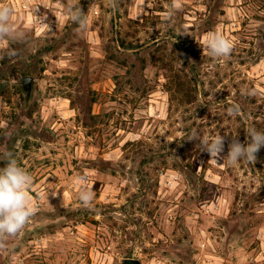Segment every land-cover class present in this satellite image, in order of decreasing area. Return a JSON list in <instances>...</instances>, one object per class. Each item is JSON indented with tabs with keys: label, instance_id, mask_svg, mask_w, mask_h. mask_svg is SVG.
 Returning <instances> with one entry per match:
<instances>
[{
	"label": "rangeland",
	"instance_id": "obj_1",
	"mask_svg": "<svg viewBox=\"0 0 264 264\" xmlns=\"http://www.w3.org/2000/svg\"><path fill=\"white\" fill-rule=\"evenodd\" d=\"M0 3L23 33L0 41V168L11 152L32 175L35 208L0 264H264V148L229 163L199 143L264 132V0Z\"/></svg>",
	"mask_w": 264,
	"mask_h": 264
},
{
	"label": "clouds",
	"instance_id": "obj_2",
	"mask_svg": "<svg viewBox=\"0 0 264 264\" xmlns=\"http://www.w3.org/2000/svg\"><path fill=\"white\" fill-rule=\"evenodd\" d=\"M112 3L115 4V0H112ZM173 4L176 6L177 0H173ZM67 12L81 30L87 29V18L82 10L73 12L69 8ZM12 14L13 9L9 5L0 3V41L23 37L22 32L14 29ZM205 44L210 55L217 58L227 57L234 47L233 41L220 32H209ZM229 111H238V106H233ZM247 134L248 139L244 143L237 138H233L228 143L226 156L222 155L225 149V137L221 135L211 139L207 137L201 139L200 151L208 153L210 160L216 162L227 159L229 163H236L242 158L254 162L257 153L264 148V132L253 128ZM3 157L6 163L0 168V249L6 247L5 238L17 235L35 213L30 195L32 175L17 163L11 152H5ZM86 179V177L79 178L80 181ZM79 199L84 205H89L94 199L93 192L83 188L79 193Z\"/></svg>",
	"mask_w": 264,
	"mask_h": 264
},
{
	"label": "water",
	"instance_id": "obj_3",
	"mask_svg": "<svg viewBox=\"0 0 264 264\" xmlns=\"http://www.w3.org/2000/svg\"><path fill=\"white\" fill-rule=\"evenodd\" d=\"M35 75H24L21 77V85L28 98H31L35 92ZM123 264H142L140 257H126L123 259Z\"/></svg>",
	"mask_w": 264,
	"mask_h": 264
},
{
	"label": "trees",
	"instance_id": "obj_4",
	"mask_svg": "<svg viewBox=\"0 0 264 264\" xmlns=\"http://www.w3.org/2000/svg\"><path fill=\"white\" fill-rule=\"evenodd\" d=\"M192 65H193V68H194V64H192ZM193 68H192V69H193ZM244 112H245V111H244Z\"/></svg>",
	"mask_w": 264,
	"mask_h": 264
}]
</instances>
